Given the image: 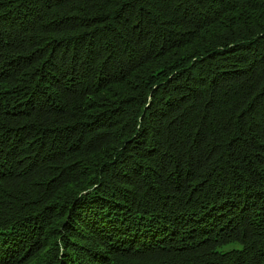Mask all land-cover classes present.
I'll use <instances>...</instances> for the list:
<instances>
[{"label":"trees","instance_id":"16d2710c","mask_svg":"<svg viewBox=\"0 0 264 264\" xmlns=\"http://www.w3.org/2000/svg\"><path fill=\"white\" fill-rule=\"evenodd\" d=\"M0 264H264V0H0Z\"/></svg>","mask_w":264,"mask_h":264}]
</instances>
